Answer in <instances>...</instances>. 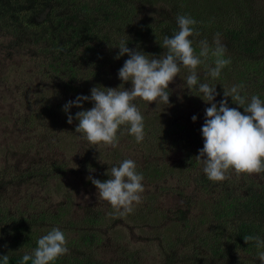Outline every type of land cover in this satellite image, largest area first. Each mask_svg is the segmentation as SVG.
Instances as JSON below:
<instances>
[{
	"label": "trees",
	"instance_id": "trees-1",
	"mask_svg": "<svg viewBox=\"0 0 264 264\" xmlns=\"http://www.w3.org/2000/svg\"><path fill=\"white\" fill-rule=\"evenodd\" d=\"M179 15L197 21L199 36L190 38L197 54L199 41L207 40L214 46L216 33L227 46L226 58L231 64L218 79L207 74L206 66H215L214 57L198 68L200 82L216 87L215 102L219 105L225 98L224 90L238 85L244 86L242 96L250 100L256 95L264 101V0H0V63L15 64L20 58L30 64V68L0 65V100L7 102L5 87L10 106L17 101L26 109L16 120L21 126L13 147L5 139L10 120L0 117V166L4 165L0 167V256L8 255L9 264H22V257L32 255L39 238L53 228L64 232L69 249L55 264H146L147 255L154 250L153 264H261L258 252L264 249H258L254 241L246 243L244 237L264 239V173H232L224 182L207 178L195 157L203 148L201 128L210 105L198 91L187 87L188 69L181 67L176 77L181 86L171 90L169 105L161 103L172 107L168 123L162 125L149 109L138 107L144 116V141L137 143L127 132L120 136V146L124 136L137 143L141 150L138 158L126 156L119 146L93 144L86 155L76 158L63 145L67 138L73 140L74 134L61 137L55 132L56 117L64 113L62 120H67L64 105L74 101L86 85L118 88L122 84L118 72L129 57L117 59L121 40L134 51L158 58L165 51L164 37L179 31ZM124 86L132 87L131 83ZM84 95L90 97L91 91ZM188 104L194 105L192 113H186ZM228 104L243 113L230 97ZM93 106L84 102L83 109L73 107L70 111L75 117L78 111ZM15 113L13 110V116ZM77 125L74 119L73 132ZM29 127L43 133L46 144L34 154L24 151L38 146L21 144ZM13 157L16 162L12 165L9 161ZM125 159L136 162L144 187L155 186L144 191V203L129 217L139 229L148 231L151 249L133 251L119 238L106 239L125 217L112 207L107 212L92 205L78 208L69 195L52 201L59 190L51 189L50 177L73 174L77 166L78 173L91 172L95 179L105 181L110 178L106 170ZM22 163L29 164L20 171ZM169 180L175 185H166ZM31 182L47 189L48 197L38 200L32 193L23 202L11 192ZM91 184L88 179L86 185ZM164 194H171L180 203L175 208L160 205ZM108 244L119 254L105 260L99 252Z\"/></svg>",
	"mask_w": 264,
	"mask_h": 264
},
{
	"label": "clouds",
	"instance_id": "clouds-1",
	"mask_svg": "<svg viewBox=\"0 0 264 264\" xmlns=\"http://www.w3.org/2000/svg\"><path fill=\"white\" fill-rule=\"evenodd\" d=\"M179 31L171 37L165 36L162 48L164 53L158 58L140 50H132L121 40L117 59L127 55L118 72L122 84L118 88L96 86L91 89V96L79 95L74 101H68L63 111L67 114V122L78 125L75 132L81 138L96 146L116 148L120 136L125 132L134 136L137 143L145 139L144 116L134 103L140 99L157 107L163 103L169 105L170 84L175 82L181 67L188 69L186 84L189 90H196L199 97L210 107L205 109L206 119L201 128L203 148L195 159L202 163L203 172L212 182H224L232 173L237 176L259 175L264 173V101L253 95L249 100L241 95L243 85L224 90V99L219 105L215 102L218 95L216 87L201 83L198 68L206 64L209 57H214V67H207V74L218 79L222 70L231 64L226 58L227 46L221 42L216 33L213 45L207 40L199 41V54L194 48L192 37H198L197 21L191 16L179 15L176 18ZM131 83L130 89L125 84ZM244 111L229 107L228 98ZM84 102L94 106L78 111L75 117L71 108H84ZM196 122L197 117H192ZM110 178L101 181L89 176L88 179L96 187L99 199L111 205L114 212L127 216L134 212L135 206L142 202L144 193L143 175L137 171V164L132 159L123 160L119 166L112 167L108 173ZM246 243L255 242L258 249H264V239L259 236H245ZM38 247L32 255L25 254L22 264H55L60 257L69 254L67 240L59 228L51 229L37 241ZM261 264H264V251L258 252ZM2 264H9V256H0Z\"/></svg>",
	"mask_w": 264,
	"mask_h": 264
},
{
	"label": "rangeland",
	"instance_id": "rangeland-1",
	"mask_svg": "<svg viewBox=\"0 0 264 264\" xmlns=\"http://www.w3.org/2000/svg\"><path fill=\"white\" fill-rule=\"evenodd\" d=\"M0 65H4L5 67H12L15 65V67H27L30 68L29 62H26L23 59H16V63L14 64L11 61H5L3 63H0ZM110 70V79L112 78L113 75V67L109 68ZM181 84H179V81L177 82V79H175V82L170 84V89L173 90V88L176 90L178 87L180 88ZM86 89L83 91H80V95H84L86 92L88 93L91 91L92 86L86 85ZM131 88V87H130ZM51 88L50 90H52ZM3 90L6 91L7 97L6 100L7 102L4 103L0 100V117H8L9 118V124H8V130L5 133V139L9 140V145L10 147H13V143L15 140L18 139L19 134H18V129L20 128L21 124L18 123L16 120L20 119V116H22L25 112V108H20L19 103L17 101L15 102V105L13 107L10 106L9 104V90H6L5 87H3ZM30 92L34 91V88H29ZM3 91L0 90V93ZM58 92H64L62 89L58 88ZM17 91L15 90V95ZM13 96V95H11ZM79 96V95H78ZM14 98V96H13ZM137 107H143L144 110L149 109L151 112L150 114L156 115V117L159 118L160 123L162 125H165L166 122L168 123V120L170 116L172 115V107L166 106V105H155V103L149 104L148 102H144L140 99H137L134 101ZM194 105L193 104H188V107L186 108L187 112L186 113H192L194 110ZM17 109V110H16ZM13 110H15V116H13ZM65 114L62 113L61 115H58L56 119H58V122L55 126V132L57 134H60L61 137H65L67 133L72 132L74 134L73 140L67 138V142L64 141V149H67V153L73 154L76 158L82 155H86L84 153L85 151H89L88 149L90 148L89 144L86 140L81 138V134H77L72 131L71 124L67 122V120L63 121L62 118H64ZM61 117V119H59ZM159 123V124H160ZM2 135V133L0 134ZM43 133L36 131L35 129H31L30 127L28 130L24 133L22 136V141L21 144L25 145L26 147H31L33 145L38 146L34 150L26 152L28 154H34L37 153V151L43 147H45V141L43 140ZM122 141L124 142L120 147V150L128 157H132L133 159L140 157L141 155V150L137 146V143H133L131 138L125 139V136L122 138ZM125 144V145H124ZM44 149V148H43ZM91 149V148H90ZM23 151V150H22ZM45 153L48 155L49 151H45ZM84 153V154H83ZM94 153V152H93ZM172 155L175 154L174 151H171ZM92 154V153H91ZM93 155V154H92ZM60 157L61 155L58 154ZM16 162V157L11 158V161H9V164H15ZM29 163H22L19 167L20 171H22L26 166H28ZM75 165V161H73V164L70 165L71 167ZM4 165H1L0 167L2 168ZM75 169H77V166H75ZM75 173L71 174L66 172L64 176H52L49 179V184L51 186V189L54 191L56 188L59 190V192L53 194L52 201L53 202H58L62 201L66 196H71L78 204L79 207H85L87 205H92V208H99L102 211L107 212L109 210L108 207H111L110 204H108L106 201L99 199L97 195V189L96 187L91 184L89 186L86 185V182L88 181V177L92 176L93 174H86L85 172L83 173H78L77 170H75ZM110 169H107L109 171ZM168 186L172 187L175 185V182L172 180H169L167 182ZM60 186L59 188H57ZM151 186L150 184L147 185V187H144L145 191L148 192V190H154V187H149ZM56 191V190H55ZM11 192L13 194H16V197H21L20 201H25V199L33 193L34 196H37L41 200L42 198L48 197V190L43 188L42 186H39V184H34L31 182L27 186H21V189L19 187L11 189ZM143 195V194H142ZM171 195V194H170ZM170 195L164 194L162 197L159 198V203L160 205L163 204L164 207H169L171 206L172 208H175L179 203L180 200L171 197ZM19 200V199H17ZM145 200L142 199V204L144 203L143 201ZM22 202V203H23ZM139 206L136 205L135 209H137ZM77 208V209H78ZM129 217H132V215H128L123 217V223L119 226V224H116L112 230H110L106 236V239H110L111 241L119 238L120 243H122L124 246L129 248L130 250H138V249H145V248H152V243H150L147 240V237L149 236L148 231L139 229L138 226L131 220ZM113 239V240H112ZM113 244V242H112ZM112 244H108L105 246L104 249H102L99 254V257H103L105 260L107 259H112L115 258L116 254L119 252L115 251L113 247L111 246ZM154 254H156V250L152 251ZM153 253L150 255H147L146 259L147 262L146 264H153L155 262V259L153 257ZM121 255V254H120ZM118 257V255H117Z\"/></svg>",
	"mask_w": 264,
	"mask_h": 264
}]
</instances>
